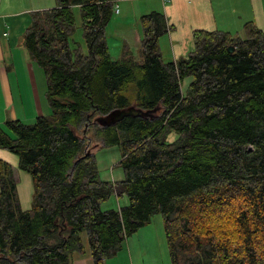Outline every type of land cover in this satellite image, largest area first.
<instances>
[{
  "label": "trees",
  "instance_id": "16d2710c",
  "mask_svg": "<svg viewBox=\"0 0 264 264\" xmlns=\"http://www.w3.org/2000/svg\"><path fill=\"white\" fill-rule=\"evenodd\" d=\"M117 1L54 0L30 14L22 44L44 76L49 114L5 121L12 137L0 129V149L32 187L22 211L0 160V264H69L84 253L82 235L103 264L156 214L170 264H264V34L250 21L242 39L195 30L186 57L165 62L168 26L150 11L137 20L139 60L123 46L113 60L104 28ZM74 7L85 53L67 43ZM126 108L149 115L93 123ZM85 143L117 147L120 180L98 177ZM112 195L127 205L101 210Z\"/></svg>",
  "mask_w": 264,
  "mask_h": 264
},
{
  "label": "crops",
  "instance_id": "0c3cea01",
  "mask_svg": "<svg viewBox=\"0 0 264 264\" xmlns=\"http://www.w3.org/2000/svg\"><path fill=\"white\" fill-rule=\"evenodd\" d=\"M147 1L149 0H120L119 7L116 4L118 1L115 3L117 17L114 21L119 23L114 27V40L117 42L118 56L123 46L122 48H126L139 59L141 34L137 18L153 10L163 14L168 26L165 35L158 39L159 51L165 62L186 57L192 49L191 33L195 30L227 32L233 38L243 33L242 25L250 21L255 28L264 33L262 0H249L247 5L241 4L239 0H150L151 3ZM54 5V0H0V129L10 137L12 135L6 129L5 121L18 120L29 125L37 116L49 114L45 99L44 76L41 69L29 59L22 44V35L30 24L32 12L50 9ZM129 27L130 36L126 35L122 39V31ZM0 160L12 168L19 208L22 211L28 210L32 192L28 174L18 170L17 158L13 154L0 149ZM19 180L26 185L22 199L18 193ZM110 180L115 182L120 180V177ZM112 196L116 206L113 210H117L121 205L126 206L125 196ZM84 238L81 236L84 253L81 255L72 253L69 264H92ZM164 241L160 220L151 219L125 240L124 250L123 245L119 254L105 259L103 264L122 262L139 264L143 249L151 251L163 245Z\"/></svg>",
  "mask_w": 264,
  "mask_h": 264
},
{
  "label": "rangeland",
  "instance_id": "374dc122",
  "mask_svg": "<svg viewBox=\"0 0 264 264\" xmlns=\"http://www.w3.org/2000/svg\"><path fill=\"white\" fill-rule=\"evenodd\" d=\"M122 1H124V0H122ZM230 1H233V0H230ZM262 1L264 2V0H262ZM119 2L120 1H118L116 3L117 7H119V4H120ZM147 2L151 3L152 1L149 0ZM239 2L241 4H244V5L249 4V0H239ZM127 4L128 3H126V5ZM134 4H136V3H134ZM71 11H72V15H73L74 25H73V31L68 36V39H67L68 46L72 50H78L81 53H85L86 49H85L83 39L81 37V25H80L79 10L77 7H74V8H72ZM153 11H155V10H153ZM116 17H117V15L112 13L110 20L108 21V23L106 24V26L104 28V36H105V40H106V45L108 46V54H109L110 58L113 60L118 59L117 57H119L118 56V50L116 48L117 42L114 40V34H115L114 27L119 23V22L114 21ZM137 20H138V18H137ZM137 26H138V23H137ZM118 27L122 28L121 25H118ZM129 29H130V27L126 28L125 30L122 31V33H121L122 39H124L126 35L130 36ZM164 35H162V36H164ZM233 36H234V34H233ZM237 37L242 39L243 33H239L237 35ZM191 43H192V41H191ZM133 57H134L135 61L139 60V59L135 58V54ZM190 80H191L190 77H186L181 81L180 91L182 93L186 89ZM82 134L83 133L79 132L80 136ZM174 139H175V135L171 134L167 140L173 141ZM85 145H86L85 148L90 150L94 154V162H95V165H96V168L98 171V177L101 180L111 182V180H110L111 178L112 179H118L121 176L120 169L115 167V164L119 160V151H118L117 147L114 146V147H109V148H100L99 145L93 144V143H88V144L85 143ZM25 191H26L25 183L22 180H19L18 193H19V197L21 199L24 198ZM120 207H122V205ZM114 208H116V206H115V201H114L113 196L109 197L108 200H106L100 204L101 210H108V209H114ZM151 219L152 220H156V219L160 220V223H161V218L158 214L153 215ZM82 237L84 238L83 235H82ZM84 242H85V238H84ZM122 246H123V250H124L125 244L123 243ZM136 250H138V249H136ZM117 253L114 255V257L117 255ZM122 264H124V262H122ZM139 264H170L165 241H164L163 245L161 244V246H159V247L157 246L154 249H152L151 251L148 249H146V250L143 249L142 254L139 258Z\"/></svg>",
  "mask_w": 264,
  "mask_h": 264
},
{
  "label": "water",
  "instance_id": "95a60500",
  "mask_svg": "<svg viewBox=\"0 0 264 264\" xmlns=\"http://www.w3.org/2000/svg\"><path fill=\"white\" fill-rule=\"evenodd\" d=\"M227 51L229 53L232 52V47H228ZM147 113L141 112L138 109H133V108H126V109H121V110H112L105 114L104 116H99L93 120V123L96 124L97 126L101 128H106L109 126H113L116 122L121 120L124 117L127 116H133V117H146Z\"/></svg>",
  "mask_w": 264,
  "mask_h": 264
},
{
  "label": "built area",
  "instance_id": "2783aa9c",
  "mask_svg": "<svg viewBox=\"0 0 264 264\" xmlns=\"http://www.w3.org/2000/svg\"><path fill=\"white\" fill-rule=\"evenodd\" d=\"M112 13L116 14L117 13V8L115 3L112 5Z\"/></svg>",
  "mask_w": 264,
  "mask_h": 264
}]
</instances>
